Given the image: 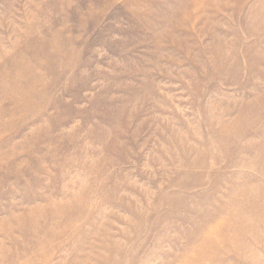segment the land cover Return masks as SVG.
Masks as SVG:
<instances>
[{
	"label": "rangeland",
	"instance_id": "1",
	"mask_svg": "<svg viewBox=\"0 0 264 264\" xmlns=\"http://www.w3.org/2000/svg\"><path fill=\"white\" fill-rule=\"evenodd\" d=\"M196 259L264 264V0H0V264Z\"/></svg>",
	"mask_w": 264,
	"mask_h": 264
},
{
	"label": "bare ground",
	"instance_id": "2",
	"mask_svg": "<svg viewBox=\"0 0 264 264\" xmlns=\"http://www.w3.org/2000/svg\"><path fill=\"white\" fill-rule=\"evenodd\" d=\"M230 226L231 224H229V221H228V224L226 221H223V222L221 221L220 230L223 228V229H226V231H228ZM220 230L218 229L219 232H216V231H213V229L212 230L209 229L208 232H206L203 235V237L200 240V242H202V245H201L202 251L208 252L210 251V249L214 248L215 246L219 248L222 245L230 244L231 242L230 238H227V237L222 238L220 234ZM208 253H212V252H208ZM206 261H209V260L196 259V261H193V263L194 264H205Z\"/></svg>",
	"mask_w": 264,
	"mask_h": 264
}]
</instances>
